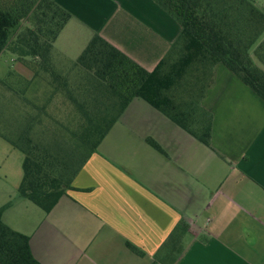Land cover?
Wrapping results in <instances>:
<instances>
[{"label":"crops","instance_id":"1","mask_svg":"<svg viewBox=\"0 0 264 264\" xmlns=\"http://www.w3.org/2000/svg\"><path fill=\"white\" fill-rule=\"evenodd\" d=\"M54 1L71 15L61 33L75 21L150 70L154 24L137 26L140 56L126 46L136 0ZM200 105L212 115L210 147L136 98L50 213L19 198L24 222L4 210L3 223L29 238L39 264H264V102L217 64ZM0 139L22 172V154ZM181 221L186 233L165 248Z\"/></svg>","mask_w":264,"mask_h":264},{"label":"trees","instance_id":"2","mask_svg":"<svg viewBox=\"0 0 264 264\" xmlns=\"http://www.w3.org/2000/svg\"><path fill=\"white\" fill-rule=\"evenodd\" d=\"M152 1L179 24L181 34L149 73L96 34L74 62H57L54 43L71 15L54 0H0V55L15 57L50 89L49 101L60 96L70 109L66 118L56 120L46 111L49 101L39 107L10 87L29 110L8 120L12 132L0 131V137L23 156L19 198L44 213L74 189V179L134 99L206 147L212 115L200 102L213 84L215 65L224 66L264 102V8L253 0ZM179 89L185 97L173 96ZM2 212L0 264H39L29 238L5 225ZM187 229L181 221L164 247L178 245Z\"/></svg>","mask_w":264,"mask_h":264},{"label":"rangeland","instance_id":"3","mask_svg":"<svg viewBox=\"0 0 264 264\" xmlns=\"http://www.w3.org/2000/svg\"><path fill=\"white\" fill-rule=\"evenodd\" d=\"M253 1L259 8H264V0ZM123 18L125 26L126 23L129 24V33L130 30L131 33L137 32V26H143L145 29H148V24H154L152 30L154 35L158 37L157 44H155L158 56L154 52H151L148 57L150 61L153 59L155 62H153L150 70L144 69L149 73L153 72L180 36L181 27L151 0H136L133 7L131 9L129 7ZM140 31L141 28L133 39H129V45H126L128 48H132L138 56L142 52V44L139 43V39L141 40L144 36L143 32L139 35ZM94 35L95 33L84 28L81 24H76L75 21H72L61 33L54 47V59L57 62L63 61L64 64L74 62ZM126 44H128V39ZM26 82H29L28 86ZM10 87L23 91V97L39 107L44 106L49 101L51 95L50 89L47 88L41 78H34L31 70L17 62L15 57L8 52H3L0 55V131L3 133L12 132L9 124L6 123L8 120L11 121L13 117H19L23 112L25 113V111L29 110V107L24 105L21 100L14 97ZM172 94L175 97L184 95L181 93V89L177 93ZM65 104L66 102L63 98L54 96L46 104V111L50 117L62 121L70 111V109L66 108ZM7 125L8 127H6ZM148 140L154 142V140L149 138L145 141L148 142ZM5 151L8 152V147L0 139L1 158L7 157V160L0 166V209L5 210L4 217L6 222H9V219H13L15 223L16 221L23 223L25 211L22 207L24 204L29 203L21 200V202L18 201L19 196L15 188L22 173L21 167L19 164H15L18 155L16 158H14L13 154H9L8 156L3 155Z\"/></svg>","mask_w":264,"mask_h":264}]
</instances>
